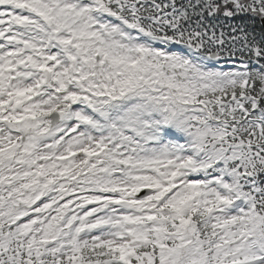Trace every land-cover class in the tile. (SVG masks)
I'll return each mask as SVG.
<instances>
[{"label": "snow or ice", "instance_id": "obj_1", "mask_svg": "<svg viewBox=\"0 0 264 264\" xmlns=\"http://www.w3.org/2000/svg\"><path fill=\"white\" fill-rule=\"evenodd\" d=\"M0 264H264V0H0Z\"/></svg>", "mask_w": 264, "mask_h": 264}]
</instances>
